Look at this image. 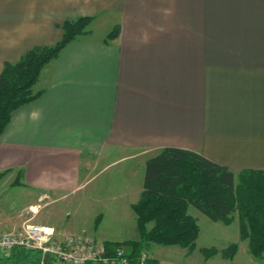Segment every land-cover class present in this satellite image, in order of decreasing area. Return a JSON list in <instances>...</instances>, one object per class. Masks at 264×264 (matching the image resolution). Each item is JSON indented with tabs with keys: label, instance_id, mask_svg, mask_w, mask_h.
<instances>
[{
	"label": "crops",
	"instance_id": "crops-1",
	"mask_svg": "<svg viewBox=\"0 0 264 264\" xmlns=\"http://www.w3.org/2000/svg\"><path fill=\"white\" fill-rule=\"evenodd\" d=\"M82 16L91 17L87 32L43 66L42 93L0 135V179L49 197L46 210L69 201L39 218L57 239L137 240L131 205L146 159L165 147L264 170V0H0V72ZM104 174L112 202L99 206L98 188L88 189ZM33 201L0 218V231L19 227ZM238 239L232 258L157 243L146 251L151 264H226Z\"/></svg>",
	"mask_w": 264,
	"mask_h": 264
},
{
	"label": "trees",
	"instance_id": "trees-1",
	"mask_svg": "<svg viewBox=\"0 0 264 264\" xmlns=\"http://www.w3.org/2000/svg\"><path fill=\"white\" fill-rule=\"evenodd\" d=\"M90 21L91 17L87 16L66 19L61 24L62 37L58 42L34 46L16 61L3 64L0 72V135L14 111L42 93L35 89V84L43 66L55 58L65 44L86 33ZM190 205L214 221L229 224L236 219L239 238L248 241L249 252L256 258L264 255V170L233 171L195 151L176 147H165L145 161L142 190L138 200L131 205L139 238L107 241L103 246L107 251L116 246L125 247L129 264H138L139 251L149 243L193 250L200 228L196 218L188 213ZM237 247V243L232 242L222 249L202 247L200 252L205 259L218 253L232 258ZM32 253L33 263L38 264L40 252L25 247L0 253V263L16 264L20 258ZM49 260V256L45 257V264H49ZM145 264H151L149 258Z\"/></svg>",
	"mask_w": 264,
	"mask_h": 264
},
{
	"label": "rangeland",
	"instance_id": "rangeland-1",
	"mask_svg": "<svg viewBox=\"0 0 264 264\" xmlns=\"http://www.w3.org/2000/svg\"><path fill=\"white\" fill-rule=\"evenodd\" d=\"M109 174H104L100 176L91 186L88 191H92L93 188H98L96 195H92L95 199L100 200L98 205L103 206L107 203L112 202V197L109 191L103 188V184L107 185ZM98 194V195H97ZM34 200L33 207H30L32 210L27 208L22 209L20 213L26 217L24 221H31L39 223V218L43 216H52L55 215L59 216L62 212L66 210V205H69V201L63 200L56 204H51L48 209L46 210V206H44V202L49 199V197H41L38 194L33 193L31 196L27 192V190L23 189L20 186H8L6 178L0 179V218L3 216H7L6 214L10 213V210L19 209L21 206L26 202V200ZM97 206V204H96ZM21 210V209H20ZM51 211V213H50ZM47 212V213H46ZM188 213L194 216L197 219L199 224V235L195 242V249L194 253L200 255V248L202 247H211L215 246L218 249H222L227 245L231 244L232 242L240 241L238 239V225L237 220L234 219L232 223L229 225L223 224L221 221H214L210 219L207 215L200 212L193 206L188 207ZM17 214V211H15ZM51 217V218H52ZM5 219V218H3ZM23 221V222H24ZM22 222V223H23ZM7 229V228H6ZM104 231H117L119 233L126 232L128 229L125 228H104ZM136 231V230H133ZM81 235V234H78ZM130 236V235H129ZM239 251L237 252L236 258L232 261L227 260L226 264H264V257L261 258H254L251 254L249 257L252 260L244 259L246 258L245 255L247 252H244V248L248 249V241L243 240L242 243H238ZM146 250V248H144ZM148 254V252H147ZM149 258V256H148ZM19 262L16 264H35L33 263V253L29 254L23 258H20ZM193 260V259H192ZM194 261V260H193ZM197 262V261H196ZM4 264V263H0Z\"/></svg>",
	"mask_w": 264,
	"mask_h": 264
},
{
	"label": "built area",
	"instance_id": "built-area-1",
	"mask_svg": "<svg viewBox=\"0 0 264 264\" xmlns=\"http://www.w3.org/2000/svg\"><path fill=\"white\" fill-rule=\"evenodd\" d=\"M14 247L38 250L39 264H45L49 256L66 264H129L130 257L123 246L105 250L93 239L78 234H68L57 239L50 225L24 221L19 227L0 231V253H7ZM148 254L141 249L137 255L138 264H145Z\"/></svg>",
	"mask_w": 264,
	"mask_h": 264
}]
</instances>
